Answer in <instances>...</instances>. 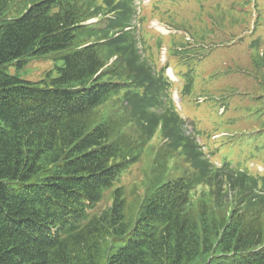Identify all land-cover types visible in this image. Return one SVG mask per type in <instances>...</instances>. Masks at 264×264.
Wrapping results in <instances>:
<instances>
[{"label": "trees", "instance_id": "trees-1", "mask_svg": "<svg viewBox=\"0 0 264 264\" xmlns=\"http://www.w3.org/2000/svg\"><path fill=\"white\" fill-rule=\"evenodd\" d=\"M98 12L117 15L83 24ZM135 12L136 0H0V264H264V173L224 178L208 166L165 109L167 83L140 53ZM45 54L61 61L55 76L19 77ZM160 117L167 150L128 201L115 184ZM179 147L198 169L188 180L167 179ZM252 158L264 165V145ZM208 173L214 190L192 201L184 185Z\"/></svg>", "mask_w": 264, "mask_h": 264}, {"label": "rangeland", "instance_id": "rangeland-1", "mask_svg": "<svg viewBox=\"0 0 264 264\" xmlns=\"http://www.w3.org/2000/svg\"><path fill=\"white\" fill-rule=\"evenodd\" d=\"M206 1L210 2L211 4L220 2V0H206ZM236 1L239 0H223L222 2L234 3ZM258 1H259L258 3L261 4V5L259 4L260 13L264 14V0H258ZM186 8L187 7H183V9ZM226 12L227 14L232 15L234 11L229 10ZM237 13L238 12H236V14ZM132 24L136 25L133 21ZM202 24L205 25L206 22L202 21ZM203 30L205 32V29ZM262 34H264V26L262 27ZM249 54L250 53L247 51L244 45L243 46L234 45L229 48V53L227 56H224L222 52L218 50L217 52L212 53L208 58H205L201 62V65L207 69H210L211 63L217 62L218 60H222L223 58H227V61L229 62L230 66L233 69H237V67H240L241 69H245L247 67H250ZM60 64L61 61L53 59V57L49 56L48 54H45L40 56V58H36L32 61H29L24 67L18 70V75L24 79H29V80H46L45 78L46 73L50 72L51 76H55L56 75L55 66H59ZM178 66L181 67L182 65L180 64ZM11 71L13 70L11 69ZM212 82L214 83L212 84L211 88L213 91H216L212 93L218 94L219 92H222L221 94H223L225 98V102L228 103V109L223 114H218L216 110L221 102L218 98L215 99L212 98L206 102L204 111L202 113V111L199 110V105H194L189 102H186L187 100L186 99L181 103V106L183 108L186 117L189 120H191V115L196 117L204 116L208 121L205 127L207 129H210L211 131L213 129H217V131L232 130V127L226 123L227 118L235 119L234 125L239 129L248 128L249 127L248 121H252V115L250 111L254 108L255 105L253 98L258 93L256 87L252 84V80L241 76L239 74V71L236 70V72H233L229 75L219 77L216 81L215 79H213ZM208 85H209L208 83L203 82L205 93L208 91ZM223 88H225L224 91L222 90ZM253 133H254V129L248 128L246 130L236 131L234 135L236 138H245L252 136ZM205 140L207 141V139ZM207 142L211 144L210 141ZM155 149L156 146L153 147L152 151H154ZM170 155H171L170 158H174V153H171ZM151 156L152 155H148L147 159H150ZM224 156L233 159L237 164L243 163L244 159L246 158L245 153L237 159L233 158V155H229L228 148L226 146L220 149V151L217 154V158H222ZM169 160L171 161V163H173V160L171 159ZM138 171H139L138 167L137 168L130 167L128 170L129 174L126 175L121 181V184L127 186L128 190L126 193L128 197H129L128 191L131 189L132 185H134L133 181L130 182L129 178H131L132 176L139 177ZM209 186H211V182L209 183ZM128 201H130V197ZM109 203L110 200H107L106 206L109 205ZM104 206L105 203L102 204L101 209Z\"/></svg>", "mask_w": 264, "mask_h": 264}]
</instances>
